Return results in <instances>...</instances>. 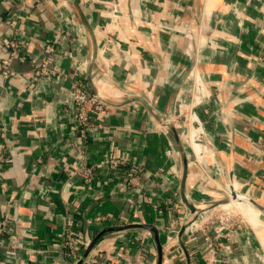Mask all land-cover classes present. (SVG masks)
Here are the masks:
<instances>
[{"label":"crops","instance_id":"1","mask_svg":"<svg viewBox=\"0 0 264 264\" xmlns=\"http://www.w3.org/2000/svg\"><path fill=\"white\" fill-rule=\"evenodd\" d=\"M0 15V61L8 35L23 47L0 76V264H72L66 213L81 244L120 228L93 261L140 264L141 247L156 264L157 238L161 264H264V215L259 228L213 229L230 188L264 206V0H1ZM47 44L56 80L35 73ZM74 74L106 106L84 134L66 104ZM180 107H195L215 154L210 140L200 153L182 144ZM109 158L140 164L139 185L116 169L90 185L75 172Z\"/></svg>","mask_w":264,"mask_h":264},{"label":"built area","instance_id":"2","mask_svg":"<svg viewBox=\"0 0 264 264\" xmlns=\"http://www.w3.org/2000/svg\"><path fill=\"white\" fill-rule=\"evenodd\" d=\"M1 1V0H0ZM33 5H39L41 0H29ZM173 1V0H172ZM112 16L116 17V10L112 9ZM112 17V18H113ZM2 22V17L0 15V23ZM7 25H12L10 21H5ZM184 25L183 21L180 20V25ZM22 42L16 38L15 36L8 35L5 40V50L6 57L0 61V76L3 80L9 79L12 75L11 73V64L13 60H15L18 55L22 51ZM53 50L50 44H47L43 48L42 57L39 62L35 64V73L37 77H43L48 79L56 80L58 78V74L54 69V58L52 56ZM195 79V87H194V95L192 96V101H194V105H198L201 103L204 95L203 87L200 85V91L198 88V84L200 82L199 76L194 77ZM203 92V94H202ZM72 113H73V122L77 128L80 129V133L84 134L85 131H88L90 127L91 120L93 117L103 112L105 109V104L98 99L97 95L90 91L89 84L87 80L82 77L81 74H74L71 76L68 95H67V103H66ZM182 107V106H181ZM181 107L178 109L177 114L181 116L182 110ZM195 107H192L189 111V119L198 117L196 112L194 111ZM199 118V117H198ZM177 123V122H176ZM202 123V122H201ZM178 128H181L182 122H178ZM203 126V124H202ZM204 128V127H203ZM196 142L197 139H195ZM198 159L199 155H198ZM3 161V160H1ZM99 169H116L119 173L122 174V183L125 188L136 187L140 183V178L143 174V169L140 164L130 163L126 164L125 161L119 159L109 158L105 161L100 162L97 165H87L82 164L79 165L75 172L81 176L83 179V183L85 185H90L94 179V175L96 174V170ZM66 220L63 225V228L60 233V238L62 241V246L66 252V255L71 259L72 264H78L82 259L87 247L88 243L81 244L77 239V231L74 229V218L72 213L65 214ZM4 220L0 217V225H4ZM96 225L103 226L104 221L102 218H95ZM238 221H235L233 217H229V215L225 213H218L217 220L214 223L213 229L218 233H222L224 231L232 232L233 228L238 227ZM2 228V227H0ZM107 228V227H106ZM2 229H0L1 236ZM138 251L141 254L140 264H146V257L142 255L141 247L138 248ZM142 252V253H141ZM6 255L11 257L14 255V249H9L6 251ZM87 261L89 264H127L124 261L120 260L117 262H108L103 261L101 259H97L95 261L91 260L88 255L83 259L82 262ZM218 262L223 263L224 261L218 260ZM82 264V263H81Z\"/></svg>","mask_w":264,"mask_h":264},{"label":"bare ground","instance_id":"3","mask_svg":"<svg viewBox=\"0 0 264 264\" xmlns=\"http://www.w3.org/2000/svg\"><path fill=\"white\" fill-rule=\"evenodd\" d=\"M199 79H200V82L198 84V88H199L198 91L201 90L200 85L203 86V84L205 83L204 80H202V78L199 77ZM188 125H189L190 133H191L190 134V141L192 142V144H191L192 145V147H191L192 151L198 152L200 150V143L203 144V146H204L206 144V141L210 140V142H208V144H207V147H209V149H211L212 153L215 154V150H214L215 142L207 135L205 129L202 126L200 119L198 117L191 118V119H189ZM195 139H197V140L200 139V142L199 141L196 142ZM198 153H200V152H198ZM206 156H207V154H206ZM209 165L212 166V168L216 171L214 164L211 165V163H210ZM247 199H248L247 197L241 195V196H238L237 200H239L241 202H243V201L248 202ZM243 205H245V204H243ZM245 209H247V211H248L247 212V217H248L247 221L249 220V222L251 224H253L254 227H257V228L262 227L263 222L261 220L260 212L259 211H258L259 213L253 212V211L251 212L248 207H245Z\"/></svg>","mask_w":264,"mask_h":264},{"label":"rangeland","instance_id":"4","mask_svg":"<svg viewBox=\"0 0 264 264\" xmlns=\"http://www.w3.org/2000/svg\"><path fill=\"white\" fill-rule=\"evenodd\" d=\"M205 103V102H203ZM186 107V106H185ZM189 109H184L182 110L181 113V119L180 120L182 122L181 128L179 129L181 132L182 129H187V126H189V113H188ZM187 136H184L181 134L182 136V144L183 145H187V147H192V142L190 141V134H186ZM194 140V139H193ZM238 194V196L241 195H245L243 192H241L240 190H237L236 192ZM247 197V195H245ZM248 198V197H247ZM225 203H223L222 207H220V212L225 213L227 215H229V217H233V219L235 221H238L239 225H241L242 227H251L253 229V224H251L249 222V220L247 221L248 217H247V209H245V207H248L249 210L252 212H258V210H256L254 207H252V205L248 204L246 201L243 202H232L231 198L229 195H227L225 201ZM230 203H233V205H231ZM245 205H243V204ZM228 205L226 208L224 207V205ZM242 204V205H241ZM259 213V212H258ZM264 218V216H263ZM257 228V227H256Z\"/></svg>","mask_w":264,"mask_h":264},{"label":"water","instance_id":"5","mask_svg":"<svg viewBox=\"0 0 264 264\" xmlns=\"http://www.w3.org/2000/svg\"><path fill=\"white\" fill-rule=\"evenodd\" d=\"M228 192H229V196L231 198L232 201H236L238 199V194L236 192L233 191V189H228ZM248 202L252 205V207H254L256 210H258L262 215H264V206L258 204L255 200L251 199V198H248L247 199ZM225 203V202H224ZM184 204L185 206L190 210L191 213H194L196 211V209H194V207L189 204L186 200H184ZM141 227L147 229V230H150L152 232H155V229L154 227L150 226V225H141ZM120 228H111V227H107V228H104L102 229L94 238L93 240L91 241V243L89 244V246L87 247L82 259L79 261L78 264H81L83 259L88 255L90 249L93 247L94 243L100 238L102 237L103 235H105L106 233H109L111 231H117L119 230ZM156 243H157V249H158V259H157V263L156 264H161V249H160V246L158 244V240L156 238Z\"/></svg>","mask_w":264,"mask_h":264}]
</instances>
